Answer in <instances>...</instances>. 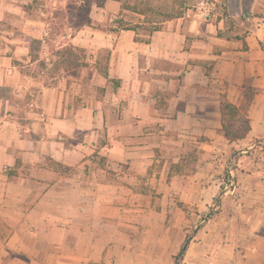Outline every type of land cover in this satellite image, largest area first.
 Segmentation results:
<instances>
[{
  "label": "crops",
  "instance_id": "obj_1",
  "mask_svg": "<svg viewBox=\"0 0 264 264\" xmlns=\"http://www.w3.org/2000/svg\"><path fill=\"white\" fill-rule=\"evenodd\" d=\"M25 1L0 0V253L25 250L37 264L155 262L169 235L153 226L139 241L116 222L144 205L154 222L164 215L156 206L178 180L170 153L197 142L200 155L203 134L225 136L224 101L249 120L228 141L264 136V0H225L227 14L188 12L149 34L81 28L92 43L71 42L110 48L107 73L92 79L86 67L31 69L41 58L29 36L44 38L47 22L28 16ZM246 244L235 263L264 264V234Z\"/></svg>",
  "mask_w": 264,
  "mask_h": 264
},
{
  "label": "rangeland",
  "instance_id": "obj_2",
  "mask_svg": "<svg viewBox=\"0 0 264 264\" xmlns=\"http://www.w3.org/2000/svg\"><path fill=\"white\" fill-rule=\"evenodd\" d=\"M102 1L99 4V0H26L23 5L27 15L47 22L44 38L29 36L33 57L41 58L31 69L42 72L48 68L46 72L60 75L64 70L77 73L81 67H86L90 79L96 68L104 75L110 48H98L93 43L95 45L86 49L71 42L76 34V43L87 42L91 35L94 37L91 29L80 33L81 28L101 29L113 33V38L117 30L127 26L149 34L177 11H181L182 16L190 12L200 17L197 6L203 0ZM209 1L215 2L216 10L228 13L225 0ZM70 6L75 7L73 12ZM79 11L83 16L78 15ZM65 43L68 45L62 47ZM66 48L72 49L67 52ZM108 82L110 88L118 85L116 79ZM102 89V86H90L94 93L96 90L101 94ZM241 116L220 129L227 138H236L247 131L245 115ZM225 136L221 134L211 141L203 134L200 155L197 142L195 151L192 142H185L181 151L170 153L179 156L177 164L172 162L174 156L169 158L171 167L178 171L177 186L166 191V202L156 206L164 214L158 222H154L146 205L148 210L144 212H125L131 219L117 220L122 232L139 241L154 232L153 226H157L155 232H161L163 237L169 235V240H163L161 254L155 262L153 255L147 256L149 264H234L238 261L237 255L246 251L247 240L256 233L264 234V136L256 141L235 143ZM139 212L141 215L137 216ZM26 242L34 245L32 238H27ZM36 260L35 254L17 248L4 255L0 253V264H37Z\"/></svg>",
  "mask_w": 264,
  "mask_h": 264
},
{
  "label": "trees",
  "instance_id": "obj_3",
  "mask_svg": "<svg viewBox=\"0 0 264 264\" xmlns=\"http://www.w3.org/2000/svg\"><path fill=\"white\" fill-rule=\"evenodd\" d=\"M83 1V0H82ZM99 4H102L103 3V1L102 0H99V2H98ZM87 7H88V11H89V5H86ZM70 9H71V12H73V9L75 8L74 6H70L69 7ZM182 14V12L181 11H177L176 13H174V14H171L170 16H169V19H173V18H177V17H180V16H182L181 15ZM78 15H80V16H83V12L82 11H79L78 12ZM88 21L90 22L91 21V19L90 18H88ZM161 27V26H160ZM160 27L159 26H156V27H154L153 28V31L154 30H158V29H160ZM118 28V27H117ZM116 28V29H117ZM122 29H132L131 27H122ZM68 49V51L67 52H70V50L72 49V48H66V50ZM224 105H225V108H227V112H225V114L227 115V122L225 121V123H224V126H223V128L225 129V126L226 125H228L229 124V122L230 123H233V122H236L240 117H242L241 116V113H240V111H239V109H238V107L235 105V104H233V103H231V102H226V101H224ZM238 116H239V118H238ZM246 118V117H245ZM245 122H246V124H247V129L249 128V120L246 118L245 119ZM245 133H246V131H245ZM244 133V134H245ZM243 134V135H244ZM242 136V135H241Z\"/></svg>",
  "mask_w": 264,
  "mask_h": 264
},
{
  "label": "built area",
  "instance_id": "obj_4",
  "mask_svg": "<svg viewBox=\"0 0 264 264\" xmlns=\"http://www.w3.org/2000/svg\"><path fill=\"white\" fill-rule=\"evenodd\" d=\"M198 7V15L201 18L209 19L212 17V15L215 13L216 10V4L214 1L209 0H203L201 3L197 6ZM249 20H251V17H247Z\"/></svg>",
  "mask_w": 264,
  "mask_h": 264
}]
</instances>
